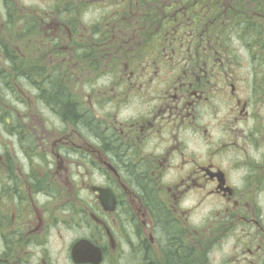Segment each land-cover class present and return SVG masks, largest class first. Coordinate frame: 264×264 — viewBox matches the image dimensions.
I'll return each mask as SVG.
<instances>
[{"label":"flooded vegetation","instance_id":"1","mask_svg":"<svg viewBox=\"0 0 264 264\" xmlns=\"http://www.w3.org/2000/svg\"><path fill=\"white\" fill-rule=\"evenodd\" d=\"M0 264H264V0H0Z\"/></svg>","mask_w":264,"mask_h":264},{"label":"rangeland","instance_id":"2","mask_svg":"<svg viewBox=\"0 0 264 264\" xmlns=\"http://www.w3.org/2000/svg\"><path fill=\"white\" fill-rule=\"evenodd\" d=\"M7 140L8 139H5V141H3V139H1V141L2 142H5V143L7 142ZM229 241H232V240L229 239V240L225 241L224 243L229 242ZM231 249H227V246H224L223 251L227 254V253H230L231 252Z\"/></svg>","mask_w":264,"mask_h":264}]
</instances>
